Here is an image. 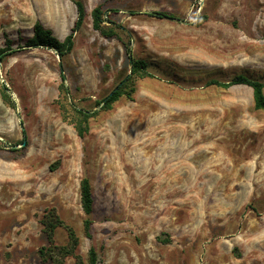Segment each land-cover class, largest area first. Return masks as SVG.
Instances as JSON below:
<instances>
[{
    "label": "rangeland",
    "instance_id": "obj_1",
    "mask_svg": "<svg viewBox=\"0 0 264 264\" xmlns=\"http://www.w3.org/2000/svg\"><path fill=\"white\" fill-rule=\"evenodd\" d=\"M79 1L86 18L60 68L54 50L27 42L38 21L64 40L75 3L0 0V50L12 42L0 54V264H50L40 255L50 208L75 229L85 259L96 248L99 264H264V112L247 86L208 85L237 75L264 82V0ZM100 4L116 37L93 28ZM203 15L207 23L194 26ZM124 42L154 77L137 80L81 138L61 102L100 111L97 102L131 74ZM55 240L65 245L67 231L57 229Z\"/></svg>",
    "mask_w": 264,
    "mask_h": 264
},
{
    "label": "trees",
    "instance_id": "obj_2",
    "mask_svg": "<svg viewBox=\"0 0 264 264\" xmlns=\"http://www.w3.org/2000/svg\"><path fill=\"white\" fill-rule=\"evenodd\" d=\"M77 7V20L71 30V33L60 40L54 36L51 29L46 28L40 21L36 22L33 28V37L28 40L27 46L33 48H46L57 51L60 55L61 61L68 56L75 47V34L81 29L86 18V9L82 1L72 0ZM117 12V10H111ZM104 4H100L92 11L93 28L99 32L103 37L113 38L117 36L116 28L111 25L115 23L105 15ZM150 17L157 19L176 20V15L165 11H153L147 14ZM208 16H199L193 23L194 26L200 27L207 23ZM109 23L110 25H107ZM7 48L0 50V54L6 50H11V41L6 40ZM126 54L131 63V74L123 79L109 94L108 96L97 102V106L101 107L100 111H87L83 109L70 106L61 102L60 109L62 119L70 123L76 130L79 137L83 138L90 133V121L99 115L101 111H109L122 97H131L135 91V83L137 80L145 78H153L154 76L148 71V64L145 60L134 56L130 42L123 43ZM60 94L67 99L69 94L65 86V77L61 75ZM209 86H216L224 90H228L235 86H247L252 90L255 109L264 112V82L253 79L245 75H237L228 82H221L212 80L208 83ZM1 94L4 101L11 104L10 95L7 93L5 86H1ZM67 102V100H66ZM68 105V106H67ZM25 134V131L23 132ZM26 143V136L21 141V145ZM81 205L82 209L87 216L84 220V232L88 239H92V225L93 221L91 215L94 210V198L92 193V185L88 178L81 181ZM44 232L47 237V245L40 250L41 257L50 262V264H66L69 258L74 260V264H99V255L95 247H91L85 259L79 252L80 238L75 229L68 225L59 215L56 208L47 209L40 220ZM64 228L68 234V242L65 245L56 243L55 234L56 230Z\"/></svg>",
    "mask_w": 264,
    "mask_h": 264
},
{
    "label": "water",
    "instance_id": "obj_3",
    "mask_svg": "<svg viewBox=\"0 0 264 264\" xmlns=\"http://www.w3.org/2000/svg\"><path fill=\"white\" fill-rule=\"evenodd\" d=\"M55 52H56L58 58L60 59V55H59V53H58L57 51H55ZM59 65H60V68H62V62H61V59H60ZM25 145H26V143H23V144H22V146H25ZM16 147H17V146H16Z\"/></svg>",
    "mask_w": 264,
    "mask_h": 264
}]
</instances>
